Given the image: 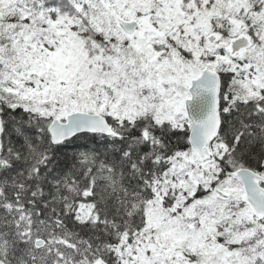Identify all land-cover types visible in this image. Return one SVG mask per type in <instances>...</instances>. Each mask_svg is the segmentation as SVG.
I'll return each instance as SVG.
<instances>
[{
  "label": "snow or ice",
  "instance_id": "snow-or-ice-1",
  "mask_svg": "<svg viewBox=\"0 0 264 264\" xmlns=\"http://www.w3.org/2000/svg\"><path fill=\"white\" fill-rule=\"evenodd\" d=\"M0 264H264V0H0Z\"/></svg>",
  "mask_w": 264,
  "mask_h": 264
}]
</instances>
